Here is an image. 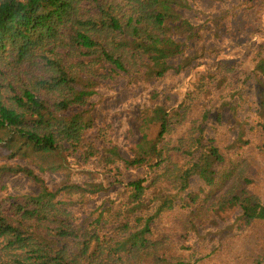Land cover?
<instances>
[{
    "label": "trees",
    "instance_id": "16d2710c",
    "mask_svg": "<svg viewBox=\"0 0 264 264\" xmlns=\"http://www.w3.org/2000/svg\"><path fill=\"white\" fill-rule=\"evenodd\" d=\"M193 1L0 0V153L34 157L42 171L0 163V264H207L215 238L191 248L190 233L234 211L250 232L264 222L263 0H239V16L227 12L211 45L210 24L186 15ZM235 39L250 44L234 52ZM169 71L186 78L179 99L151 91L123 144L111 123L97 122L103 82ZM71 157L87 178L48 184ZM134 170L142 176L124 178ZM18 174L35 188L2 194ZM193 181L206 192L182 196ZM117 187L116 205L81 216ZM168 215L176 227L159 233ZM251 262L264 264V252Z\"/></svg>",
    "mask_w": 264,
    "mask_h": 264
},
{
    "label": "rangeland",
    "instance_id": "374dc122",
    "mask_svg": "<svg viewBox=\"0 0 264 264\" xmlns=\"http://www.w3.org/2000/svg\"><path fill=\"white\" fill-rule=\"evenodd\" d=\"M238 3H240L239 0H194L193 9L186 15L197 23L210 24L208 28H204V40L206 39L205 44L211 45L216 40L214 36L221 34L217 32H223L220 24L226 19L227 12L230 13L234 11L236 15L234 21L237 15L239 16V9L235 8ZM260 6L264 7V0L261 2ZM242 9L244 10L243 7ZM245 16L247 15L245 14ZM238 20L239 17L237 18V21ZM261 23H264L263 19ZM257 36H261L260 33H258ZM249 44L250 42L247 39L242 41L235 39L234 45L232 46L230 43L228 49L234 48V52H236L239 48L244 50ZM235 45L238 47H234ZM219 46H221V44ZM231 57L236 56L233 55ZM183 76V74H176L173 71H169L165 77L149 82L129 83L124 77L120 76L113 81L103 82L99 86L98 93L93 97L95 98L93 101L95 100L97 102L95 106L97 122L99 124L111 123L115 133L117 135L118 133L122 134L119 141L123 144L126 139L123 133H125L128 128V120L136 113L139 103L146 98H151L150 92L153 91L158 95L157 98L162 99V101H167L170 105L174 104L181 95V83L186 79ZM252 100L253 98H250V100L246 98L243 108H251ZM243 114L245 113H241V115ZM7 155L8 154L4 155L0 153V163L20 162L24 166L32 167L39 174L42 172L36 168L40 161L34 157H26V155L17 154L13 158L8 159ZM50 160H52L51 156L49 157V161ZM256 162L258 165L260 164L264 167V160L262 157L258 158ZM57 170L58 171L55 173L51 172L46 174V182L48 184L58 183L67 176L70 180L76 182H81L83 179L87 178V175L83 173H86L88 169L81 171V168L78 166V161L73 157L68 159L65 167L62 169L58 168ZM142 173V170H134L124 178L130 179L140 177ZM3 183L5 187L2 188V194L6 192L8 194H21L25 191H30L33 187L35 188L30 179L21 174L8 176L3 180ZM205 187L203 182L193 181L192 185L182 196H185L187 193L198 192L202 188H204L203 192H206ZM121 195L120 187L101 193L93 197L84 208L80 209V214L83 217L89 214L95 207L102 204L116 205ZM172 217L174 218V216L168 215L167 218L159 222V233L167 234L168 232H173L176 225L172 224ZM180 217L182 216L176 217L175 222ZM181 228H183L182 223ZM253 229L254 231L250 232V228L243 225L237 212H228L216 218V225L202 227L199 229L198 234L192 232L186 240L183 241L186 246L198 248L203 238H215V244H208L207 249L213 254L211 259H208L210 262L207 264H252V258L256 257L259 252H264V222L260 225L255 224ZM176 234H178V232ZM211 246H214V249H211ZM205 256L207 257V255Z\"/></svg>",
    "mask_w": 264,
    "mask_h": 264
}]
</instances>
